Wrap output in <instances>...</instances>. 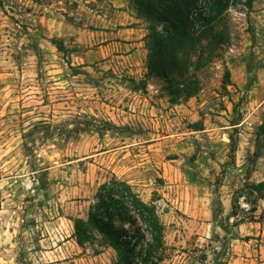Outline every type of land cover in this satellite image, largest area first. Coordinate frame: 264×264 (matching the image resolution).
I'll list each match as a JSON object with an SVG mask.
<instances>
[{"label": "rangeland", "instance_id": "rangeland-1", "mask_svg": "<svg viewBox=\"0 0 264 264\" xmlns=\"http://www.w3.org/2000/svg\"><path fill=\"white\" fill-rule=\"evenodd\" d=\"M244 2L197 92L172 101L146 34L136 58L84 57L126 5L0 0V264H122L99 235L73 237L111 175L155 206L161 264H264V191L247 186L264 180V0Z\"/></svg>", "mask_w": 264, "mask_h": 264}, {"label": "trees", "instance_id": "trees-1", "mask_svg": "<svg viewBox=\"0 0 264 264\" xmlns=\"http://www.w3.org/2000/svg\"><path fill=\"white\" fill-rule=\"evenodd\" d=\"M234 2L128 0L135 17L147 23V67L166 82L172 101L194 95L199 88L194 70L221 57L223 46L230 38L226 12ZM252 2L245 0L247 10ZM55 45L62 50L60 44L55 42ZM228 81L229 72L225 68L223 86ZM259 130L264 146V120ZM247 186L260 194L264 191V180ZM231 206L235 207L234 201ZM71 220L78 245L91 241L97 234L116 251L122 264H161L165 257L163 225L155 206L115 175L96 185L86 216Z\"/></svg>", "mask_w": 264, "mask_h": 264}, {"label": "crops", "instance_id": "crops-1", "mask_svg": "<svg viewBox=\"0 0 264 264\" xmlns=\"http://www.w3.org/2000/svg\"><path fill=\"white\" fill-rule=\"evenodd\" d=\"M111 1L115 2L117 6L126 5L128 14L121 15L122 21H117L116 19L109 21L100 33V40L97 41L103 44L96 46L95 50H87L84 57L103 58L106 61H111L118 57H123L124 59L136 58V50L139 49V45L143 42V37L146 34V21L135 17L133 11L127 5L128 0ZM84 59L87 61L86 58ZM80 60L84 61L82 58ZM133 64L129 63L126 66L132 67ZM255 225L258 227L262 225L263 230L261 233H264V223L257 222ZM257 232H260L259 228H257ZM259 248V253L264 256V245H260Z\"/></svg>", "mask_w": 264, "mask_h": 264}, {"label": "built area", "instance_id": "built-area-1", "mask_svg": "<svg viewBox=\"0 0 264 264\" xmlns=\"http://www.w3.org/2000/svg\"><path fill=\"white\" fill-rule=\"evenodd\" d=\"M157 28H158V29H160V27H159V26H158Z\"/></svg>", "mask_w": 264, "mask_h": 264}]
</instances>
